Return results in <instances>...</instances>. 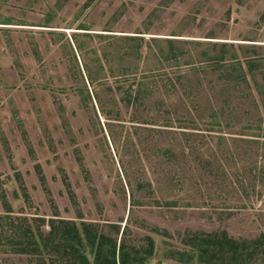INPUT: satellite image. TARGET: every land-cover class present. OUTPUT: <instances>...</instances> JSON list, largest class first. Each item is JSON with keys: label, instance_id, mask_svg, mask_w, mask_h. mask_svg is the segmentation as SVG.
<instances>
[{"label": "rangeland", "instance_id": "obj_1", "mask_svg": "<svg viewBox=\"0 0 264 264\" xmlns=\"http://www.w3.org/2000/svg\"><path fill=\"white\" fill-rule=\"evenodd\" d=\"M263 16L264 0H0V215L10 208L11 218L26 219L36 233H48L52 220H72L116 237L111 225H118L119 241L128 225V243L155 245L147 264H182L167 255L185 250L182 240L196 232L258 238L264 233V108L254 85L230 87L223 97L216 71L193 73L188 87L167 90L163 81L155 96L164 102L162 95L173 90L168 107L141 110L135 120V110L122 107V121L114 124L82 91H92L94 75L119 99L122 69L139 77L153 71L156 53L169 51L165 38L202 41L188 46L198 54L211 52L214 42L235 43L244 55L242 44L264 45ZM136 35L145 37L141 53L148 59L123 62L129 44L123 37ZM174 64L163 62L156 74L174 80ZM184 89L193 99H184ZM226 100L227 114L214 120L213 108ZM165 121L168 130H153ZM168 147L176 161L161 153ZM7 229L0 224V233ZM6 235L0 264H43L11 253ZM252 264H264V255Z\"/></svg>", "mask_w": 264, "mask_h": 264}, {"label": "trees", "instance_id": "obj_2", "mask_svg": "<svg viewBox=\"0 0 264 264\" xmlns=\"http://www.w3.org/2000/svg\"><path fill=\"white\" fill-rule=\"evenodd\" d=\"M79 29L89 30L85 26ZM144 38L140 35L123 37V40L126 39L129 43L121 56L123 62L127 58L140 64L144 62V59H148L147 55L144 57L141 53L144 48ZM164 41L167 43L169 51L160 50L161 54L156 53L160 61H157L159 65L157 68L152 69L153 71H144L141 74L142 76L139 77L138 73L129 74V69H122L124 75H120L116 80L118 84L116 90L120 95L119 99L113 97L115 92L111 85H107L106 82L103 83L104 81L98 82L97 77L94 75L89 76L93 89L90 91L85 86L84 91H82L83 96L88 100L94 99L97 101L100 105V112L107 121L111 122L108 124L122 121V107L135 110L133 120L137 119V115L141 110L145 114L154 110L162 112L163 108L170 105L168 98L170 99L173 95L171 94L173 90L166 91V94L162 95L166 99L164 102L161 99L157 100L155 93L157 90L161 91L160 82L169 81V86L165 85L163 87L167 90L170 87L175 89L177 86L188 87V83H190L188 77H191L193 73L204 72L208 74L209 71L218 73L217 80L219 86L223 89L221 91L223 97L226 96V91L230 87L243 91L244 87L249 88L254 85L255 90L261 95L264 108V71L261 74V79L258 78L257 73L264 66V55L259 53L264 45L242 44L241 47L247 49L243 55L236 51L235 43L214 42L210 46L211 52L206 51L198 54L196 48L191 49V46L189 48L188 46L191 44L194 46L203 45L202 41L174 38H165ZM184 44L187 46L185 47ZM163 62L175 63L172 68L174 80L168 78L169 73L156 74ZM100 67V70L104 69L103 65H100ZM250 78L254 84L250 83ZM171 80L172 82H170ZM101 89L107 92L108 103L112 105V108L106 107ZM184 93L186 94L184 99L190 101V96L192 97L190 89H184ZM242 95L245 98L249 97L248 94ZM185 100L183 101L186 102ZM228 104V100H226L224 106L217 109L214 107L212 118L214 120L222 119V116L227 114ZM167 113L169 114V111ZM166 116L167 114H165ZM256 122L259 124L258 128H261L263 119L259 117ZM139 124L146 126L144 121ZM157 124L154 126L158 129L152 128L153 130H168L166 121L157 122ZM195 124L197 125V122ZM198 126L201 127V125ZM133 127H135L134 124ZM111 135L112 141L116 143L117 137L114 136L113 132H111ZM172 148H164L161 153L163 156L167 155L171 160L176 161L178 158ZM143 188V185H139L140 190ZM133 199L135 200V197ZM175 204L171 201L167 202V206L170 207L175 206ZM6 213L7 215L3 217L0 215V224H6L8 227L7 233L10 234L11 231V234H7V236L6 233H0V239H3L2 236L6 235V245L11 253L39 258L43 264H147L154 255V243H151L147 249L128 243L127 237L131 234L128 225L122 232L121 241H119L121 227H117L118 225H111L112 232L117 235L115 237L103 233L94 223L84 221L76 223L72 220H52L48 233L42 231L36 233L26 223V219L16 220L11 218L13 211L10 208ZM182 242L186 248L185 250L172 251L170 249L171 251L167 255L170 259L182 264H191L195 260L202 264H252L264 255V233L253 240H237L226 231L196 232L187 235Z\"/></svg>", "mask_w": 264, "mask_h": 264}]
</instances>
